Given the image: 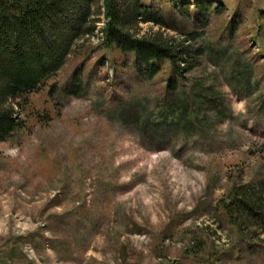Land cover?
Returning <instances> with one entry per match:
<instances>
[{
    "label": "rangeland",
    "instance_id": "rangeland-1",
    "mask_svg": "<svg viewBox=\"0 0 264 264\" xmlns=\"http://www.w3.org/2000/svg\"><path fill=\"white\" fill-rule=\"evenodd\" d=\"M141 1L165 24L135 33H194L209 55L148 80L96 30L16 107L25 128L0 142V264H264V229L224 209L235 185L264 184V0H177L221 11L189 16ZM85 55L81 94L51 97Z\"/></svg>",
    "mask_w": 264,
    "mask_h": 264
},
{
    "label": "trees",
    "instance_id": "trees-1",
    "mask_svg": "<svg viewBox=\"0 0 264 264\" xmlns=\"http://www.w3.org/2000/svg\"><path fill=\"white\" fill-rule=\"evenodd\" d=\"M170 2L183 16H189L192 7L197 13L213 9L221 12L214 1L196 2L192 7L177 0ZM164 12L148 9L141 0H0V142L25 128L16 107L22 111L28 96L56 77L69 56L80 52V46L96 30L101 34V46L131 55L136 71L145 79H153L166 66L178 80L183 72L200 68L211 47L193 48L188 44L195 40L194 33L173 40L134 32L141 21L164 25ZM101 14L105 22L98 27ZM89 58L84 56L70 82L50 86L48 94L79 96ZM179 82H168V91H176ZM224 209L232 221L237 223L234 214L239 213L264 229L263 182L235 185Z\"/></svg>",
    "mask_w": 264,
    "mask_h": 264
}]
</instances>
